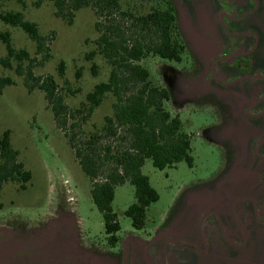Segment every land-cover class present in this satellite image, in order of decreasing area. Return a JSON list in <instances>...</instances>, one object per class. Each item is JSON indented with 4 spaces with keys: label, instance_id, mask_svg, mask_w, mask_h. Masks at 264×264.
Returning a JSON list of instances; mask_svg holds the SVG:
<instances>
[{
    "label": "rangeland",
    "instance_id": "rangeland-1",
    "mask_svg": "<svg viewBox=\"0 0 264 264\" xmlns=\"http://www.w3.org/2000/svg\"><path fill=\"white\" fill-rule=\"evenodd\" d=\"M152 1L155 0H121L120 9L144 15L156 6ZM260 1L257 16L233 25L235 32L247 33L240 41L237 35L227 37L222 24L227 15L236 18L251 11L250 0H239L227 11L217 0H175L179 7L178 26L198 55L203 72L196 76L184 62L170 63L152 55L139 64L149 72L152 84L175 92V100L166 102L165 107L179 116L182 131L189 136L192 164L182 161L159 170L145 160L141 173L148 178L158 200L147 208L141 229L133 228L124 214L134 202V187L129 183L115 187L111 208L119 231L114 248L107 245L102 215L92 202L90 179L57 129L44 94L37 89L29 92L23 86V77L14 72L15 64L13 69L0 66V77L7 76L14 82L0 94V137L9 131L18 161L31 174L23 190L12 182L2 185L0 264H21L24 256L44 264H114V254L122 243L126 258L129 242L136 241L143 249L147 242L159 240L153 241L161 230L166 231L165 236L156 244L166 248L162 251L154 245L153 251L146 252V259L157 251L164 252V264H264V231L255 226L251 203L244 201L256 199L255 219L264 221V205L260 209L264 203V161L257 163L254 153L260 141L264 145V0ZM17 12L46 38L45 51L37 54L35 43L25 32L1 20L0 31L9 32L15 51L29 54L35 77L54 79L64 102L78 108L86 94L106 82L110 73L96 45L99 32L95 22L105 23L104 20L85 8L75 14L69 25L55 17L50 3L36 7L33 0H23L22 4L0 0V15ZM116 18L120 20V16ZM121 23L124 27L130 24L128 19ZM253 32L259 34L256 46ZM5 53L0 43V56ZM231 53L250 55L251 65L260 72L255 74L258 77L246 81L249 77L242 69L213 62L215 57ZM113 102L112 96H104L84 129L99 128L103 117L111 114ZM223 156L232 161L237 157L230 170L224 171L228 162ZM206 211L216 213L222 222L223 233L215 251L211 218L200 221ZM179 237L196 240L194 257L183 252L185 247L179 242L165 243ZM242 238L247 244L242 250L229 249L223 242L238 246Z\"/></svg>",
    "mask_w": 264,
    "mask_h": 264
},
{
    "label": "trees",
    "instance_id": "trees-1",
    "mask_svg": "<svg viewBox=\"0 0 264 264\" xmlns=\"http://www.w3.org/2000/svg\"><path fill=\"white\" fill-rule=\"evenodd\" d=\"M13 1L23 3V0ZM45 2L52 5L55 17L69 25L75 14L85 8L92 9L97 19L104 20L105 23L95 22V27L99 32L98 52L110 66L107 81L95 85L78 108H70L59 94L54 79L33 75L32 58L24 50L13 49L7 31H0V43L6 52L0 56V66L13 69L15 64L14 72L23 77V86L29 92L37 89L44 94L57 129L90 179L92 202L102 215L107 245L114 248L119 231L111 208L115 187L124 183L134 187V202L124 214L133 228L141 229L147 208L158 200L148 178L141 173L145 160H150L159 170L182 161L192 164L189 136L182 131L179 116L172 115L165 107L166 102L175 100V92L170 87L152 84L149 72L139 62L149 55L170 63L184 62L196 76L202 67L197 68L199 59L178 26L172 0L152 1L156 6L144 15L122 11L121 0H33L36 7ZM123 19L129 20L128 27L121 23ZM0 20L25 32L35 43L37 54L45 51L46 38L38 34L34 24L24 21L21 13L1 14ZM58 71L61 75L62 62ZM13 83L7 76L0 77V94L5 86ZM106 95L114 99L111 114L103 117L99 128L92 126V130L86 131L84 127L89 118ZM30 179V172L18 161V152L10 144L9 131H4L0 137V191L6 182L15 183L23 190ZM114 255L119 261L120 252Z\"/></svg>",
    "mask_w": 264,
    "mask_h": 264
},
{
    "label": "flooded vegetation",
    "instance_id": "flooded-vegetation-1",
    "mask_svg": "<svg viewBox=\"0 0 264 264\" xmlns=\"http://www.w3.org/2000/svg\"><path fill=\"white\" fill-rule=\"evenodd\" d=\"M173 3L175 4V7H176V10H177V15L179 16V10H178V3L176 4L175 0H172ZM222 6H224V9L227 11V8H230V7H233L234 4L236 2H238L239 0H217ZM250 2L253 4V8L251 11L249 12H244L241 16L239 17H236V18H233L232 16H225V19H224V24H222V28H223V33L228 37V36H232V35H237L235 37H237L240 41H243V38L247 37V33H237L235 31L236 28L233 26V25H238V23H240L241 20H244V19H247V18H253L255 16L258 15V12H259V8L261 10V1L260 0H250ZM228 13H229V10H228ZM232 13H235V11H233ZM180 17V16H179ZM179 20V19H178ZM253 31V30H251ZM247 32V30H246ZM233 33V34H232ZM254 34V39H255V45L257 44V39H258V35L257 32H253ZM254 48V47H253ZM192 49V48H191ZM192 52H193V49H192ZM194 53V52H193ZM195 56L198 57V55L196 53H194ZM231 56V57H229ZM250 55H242V56H237L235 55V53H231V54H228L227 57L231 58V59H227V57H223V58H217L215 57L213 59V62L215 61H218L219 64L221 65H224L225 63H227L226 65L229 67V68H233V69H242L243 71L246 72V76L249 77L248 80L246 79V81H251L254 77H258L256 76L255 74L256 73H260L258 70H256L252 65H251V60H249V57ZM199 59V58H198ZM199 62V63H198ZM198 66L197 68H201V61L200 59L198 60ZM200 72H203V68H201ZM199 72V73H200ZM245 76V75H244ZM245 76V77H246ZM231 143V142H230ZM260 144V145H259ZM259 146L256 148V150H254V153H255V156L257 157L256 158V161L258 163V161H264V156L262 155L261 151L263 152L264 154V145H261L262 144V141L259 142ZM228 146V145H226ZM225 146V148H227ZM231 146V145H230ZM259 152V153H258ZM262 156H261V155ZM254 156V157H255ZM224 158V161H226V163L228 162V164L226 166H224V171L226 170H230V165L231 163H234L235 164V160L237 157H234L233 158V161L232 159L230 160L229 158L226 160V158L223 156ZM221 175L224 173L223 170L221 171ZM264 187V183L262 185ZM260 187V191H262V188L261 186L259 185ZM259 191V192H260ZM244 200V199H243ZM250 200V201H249ZM255 200H251L250 198L249 199H245L244 201L246 202H250L251 203V208H252V213H253V216H254V223H255V226H257V228H259L260 231H264V221H256V216H255ZM243 201V202H244ZM264 205V203L260 204V209L262 210V206ZM260 210V211H261ZM219 216L214 213V212H204L201 216H200V221L201 220H204L206 218H211V224H210V233H211V238H212V245H214L213 249L214 251L217 250V245H219L218 243L220 242L219 240H221L220 238V235L222 232V222L219 220L218 218ZM166 232V231H165ZM165 232L163 230H161V232L159 234H157V236L155 235V238L153 241L155 240H160L162 238V236H165ZM241 236V235H240ZM264 239V238H263ZM261 239V240H263ZM158 240V241H159ZM124 241V240H123ZM158 241H156L154 244H152V242L148 243L147 242V246H145V248H140L139 249V243L136 242V241H132V242H129V251H128V255L127 257L125 258L124 256V245L122 243V247H120L119 249V252H120V257H119V261H118V258H115V261L113 262L114 264H164L163 262V259H164V252H159V253H154L153 256H150L149 259H146L144 256L146 254V252L148 250H151L153 251V249L151 248H154V245L157 246L158 248H166V246L162 247V246H158L156 243H158ZM246 240L242 238L241 240V243L237 246L236 244H233L229 241H223L224 244L227 246V248L229 249H233V250H242L244 249L247 244L245 242ZM180 243V246L182 247H185V251L182 250L183 252L189 254L191 253V255H193L194 257V254H192V252L196 253V249L198 248H194L195 247V244H196V240L193 239V238H188L187 240L186 239H182L181 237L179 238H174V239H170V241H165L166 244L168 243ZM256 242V241H255ZM165 244V245H166ZM221 247V246H220ZM162 249V251L164 250ZM193 249V250H192ZM205 249H206V245H205ZM141 250V251H139ZM176 252H181V250H174ZM199 253V252H198ZM155 256V257H154ZM218 257V256H217ZM160 258V259H159ZM17 259V258H16ZM113 259V258H112ZM94 261V260H93ZM21 264H44V263H40V262H37V259H34L32 257H26L24 256L23 260L20 261Z\"/></svg>",
    "mask_w": 264,
    "mask_h": 264
}]
</instances>
